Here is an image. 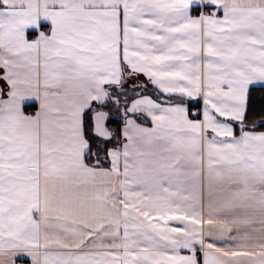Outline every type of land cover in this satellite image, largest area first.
<instances>
[{
	"label": "snow or ice",
	"instance_id": "6c2138e0",
	"mask_svg": "<svg viewBox=\"0 0 264 264\" xmlns=\"http://www.w3.org/2000/svg\"><path fill=\"white\" fill-rule=\"evenodd\" d=\"M0 264H264V0H0Z\"/></svg>",
	"mask_w": 264,
	"mask_h": 264
}]
</instances>
